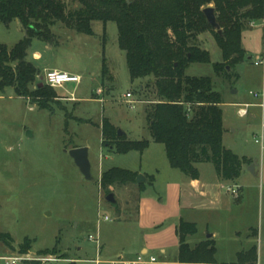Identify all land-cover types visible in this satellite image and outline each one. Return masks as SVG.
Instances as JSON below:
<instances>
[{"label":"rangeland","instance_id":"1","mask_svg":"<svg viewBox=\"0 0 264 264\" xmlns=\"http://www.w3.org/2000/svg\"><path fill=\"white\" fill-rule=\"evenodd\" d=\"M76 7V4H70V8ZM255 23L243 32L246 60L234 68L229 77L218 75L214 69V64L221 62L223 57L212 31L199 38L201 47L211 53L212 62L194 63L187 74L211 77L215 91L221 93L225 100L256 99L263 102V97H255V93L264 92V66L255 62L264 58V20ZM118 27L113 21L106 25L95 21L94 34L87 35L59 23L54 28L59 39L57 45L49 44L47 48L46 42L39 39H35L33 45L39 47L43 54L42 76L45 75V67L58 66L66 67L83 78L79 85L67 83L58 87L57 94L70 96L75 92L78 97L92 98L93 91L102 87L104 93L100 98L105 102L88 100L75 108L74 103L58 97L53 113L17 97L13 88H7L5 93L0 91V231L11 234L16 247L11 249L0 241V263L6 257L22 256L18 247L29 238L33 244L26 255L28 259L18 264H97V259L115 257L117 253L128 256L132 251L140 250L142 245L150 247V257L157 258L156 264L165 261L179 264L176 262H179L180 241L174 227L179 225L181 217L199 219L201 224L207 218L204 213H179L180 184L186 175L171 167L165 144L153 141L144 110L149 100L157 98L156 88L150 79L132 80L126 52L119 46ZM24 34L19 20H14L9 26L0 23L2 44L13 47ZM104 57L117 77L103 85L100 74ZM41 82L44 83L43 78ZM234 90L239 93L233 94ZM128 92L133 96L128 98ZM80 118L86 121H80ZM104 118L110 120L118 137L122 129L125 140H150L152 145L144 153H118L103 144ZM234 121L241 122V119L235 118ZM249 141L253 153L264 160L261 144L254 142L252 134ZM226 143L230 145L229 140ZM75 147L89 148L93 179L85 177L70 154ZM200 165L203 172L208 168L215 169L212 163ZM114 167L138 172V176L143 175L147 180L112 185L107 190L101 185V177ZM109 194H114L115 202L107 200ZM223 195L225 204L231 203L235 208L233 214L236 217L238 202L226 192ZM251 201L248 209L252 215L247 221H257L255 228L262 231V221L261 224L258 221L260 217L262 219L264 209L262 214L260 200L254 195ZM230 214L217 213L216 223ZM106 216L109 220H105ZM221 224L223 227L217 229H221L224 235L217 243V260L234 262L238 258L230 253L245 245L247 234L242 235L243 242L239 243L234 240L233 231H244V225L233 220L232 223ZM207 230L202 226L198 234L191 235L188 243L196 246L208 235ZM90 235L98 238L99 252L98 244L89 241ZM162 247H166L165 254ZM55 248L56 254L40 253ZM51 255L60 260L37 261ZM257 263L264 264V232L260 238ZM1 264L7 263L3 261Z\"/></svg>","mask_w":264,"mask_h":264},{"label":"trees","instance_id":"2","mask_svg":"<svg viewBox=\"0 0 264 264\" xmlns=\"http://www.w3.org/2000/svg\"><path fill=\"white\" fill-rule=\"evenodd\" d=\"M70 4H76V9L70 8ZM209 6L215 8L221 34L204 13ZM14 20L21 22L25 34L13 47L0 43L2 93L13 88L17 96L54 113L59 97L56 89L38 82L40 70L29 59L34 39L57 45L58 35L52 28L59 23L93 35L94 21L105 25L116 22L119 46L126 52L132 80L150 79L156 88L157 98L146 103L144 113L154 143L165 144L171 167L193 180L200 177L196 166L200 163H212L227 181H237L241 176L250 160L224 145L223 96L215 91L211 77L190 76L187 70L194 63L212 62L211 53L201 47L199 40L202 34L212 31L223 57L214 69L218 75L229 77L246 60L243 32L264 20V0H0V23L9 26ZM104 59L103 85L113 82L115 77ZM102 125L103 144L118 153H144L151 145L150 140L128 141L124 135L118 137L108 118H104ZM102 175L101 185L108 190L112 185L136 183L138 172L114 167ZM179 228L180 263H217L215 240L192 247L187 238L198 232V225L181 220ZM0 241L16 249L11 234L0 231ZM32 244V239L27 238L18 247L19 252L28 254ZM40 253L56 254L57 250ZM238 259L240 263L256 264L257 246L239 253Z\"/></svg>","mask_w":264,"mask_h":264},{"label":"crops","instance_id":"3","mask_svg":"<svg viewBox=\"0 0 264 264\" xmlns=\"http://www.w3.org/2000/svg\"><path fill=\"white\" fill-rule=\"evenodd\" d=\"M95 22V21H94ZM256 24V23H255ZM58 25L54 26L52 29L54 31V28ZM93 27V23H92ZM56 33V32H55ZM57 34V33H56ZM58 35V34H57ZM35 40V39H34ZM51 43L46 42L45 47H50ZM34 41L32 43L31 49L29 51V59L32 61L40 70V75L38 77V82L42 81V78L45 76L41 75V62L43 61V54L40 51L39 47H34ZM46 48V49H47ZM245 50L246 47L244 46ZM50 49V48H49ZM247 51V50H246ZM264 57V54H263ZM264 66V65H263ZM111 69V68H110ZM45 74L49 70H61V71H67L71 72L70 70L66 69V67H58V66H47L44 68ZM114 78H116L115 70L111 69ZM264 70V68H263ZM77 74V73H76ZM102 74V72H101ZM100 74V76H101ZM102 79V76H101ZM79 85V84H78ZM102 88V87H100ZM100 88L93 91V97H78L75 92H72L70 96H63L59 93V98L65 100L66 102H72L74 103L73 106L75 108L79 107L81 102L88 101V100H94V101H101L105 102V100L100 98V95H98L99 92H97ZM109 88H107L108 90ZM15 89H13V92ZM263 90H264V84H263ZM57 91V88H56ZM58 92V91H57ZM239 91L234 90L233 94H238ZM16 95V93H15ZM17 96V95H16ZM19 97V96H17ZM23 98V97H19ZM29 103H31L28 99H26ZM264 102V97L262 99ZM142 102H144L142 100ZM262 102L260 101H250L245 99H236L231 98V100H225L223 99V119H224V135H223V142L224 145L231 149L233 152H235L237 155H239L241 158H247L250 160L249 163L244 165L243 171L241 176L237 179V181H227L224 180L215 169L208 168L205 172L201 169V165L203 163L197 164V168L200 171V177L198 180H193L189 176L186 175V178L182 184H180V201H179V213H186V212H195L197 215H200L201 213L207 214V218L201 221L199 219H188L187 217H181V220H191L190 222H195L198 225V232H200V228L202 226H205L208 230V235L205 237V239L201 240L199 243L213 239L216 242V245L220 238L224 235V233L221 231V229H217L222 226V222L225 223H232L237 222L238 224H242L244 231L240 229H234L233 235L234 240L237 242H243L242 241V235L247 234L245 241L242 245V248L234 249L230 255L234 256L235 258H238L239 253L241 252H247L252 248L253 246H257V253L260 254V238L263 237V209H264V160H260L254 151L250 147L251 141H249V135H253V140L256 144H261V150L264 151V139L262 142H257V139L260 137L262 123H263V115H264V109L260 106ZM250 104L249 107V114L246 117H242L239 115L238 110L242 105ZM36 106V104L34 105ZM241 119V122L234 121V119ZM244 119V120H242ZM82 121H86L83 119H79ZM227 140L230 141V145H227ZM238 141V142H237ZM153 142H151L152 145ZM234 144V145H233ZM150 145V146H151ZM238 149V152L235 151V147ZM257 162L254 164V162ZM254 165L255 168L250 170L251 166ZM239 187L240 188V195L238 197L234 196L231 192L227 190L228 187ZM191 189V190H190ZM223 192H226L227 194L233 196L232 199L238 202V206H235L237 208V216L233 214V205L230 203L225 204L224 200L225 198L223 195ZM256 197V199L260 200V211L262 209V219L259 218V223L261 224L262 221V231L258 227L255 228L256 222L254 223H248L247 218H249L252 213L249 212V203L252 202L251 198ZM261 200H262V206H261ZM220 212H229V217H224L223 220L221 218L219 219V223H216L217 213ZM219 216V215H218ZM258 223V225H260ZM257 225V226H258ZM179 225L174 227L175 234L179 237ZM261 236V237H260ZM191 236L187 238V241L189 240ZM180 241V238H179ZM197 243L196 246L199 244ZM195 247V246H192ZM98 252H99V247ZM162 253H166V247H162ZM262 253V252H261ZM139 254H145L150 256V247L148 245H142L140 247V250H134L132 253H130L128 256L124 255L123 253H117L115 257L100 259L101 262L108 263V261L113 260L121 255L125 256L126 258H135ZM217 254H218V248H217ZM101 256H102V250H101ZM179 261V260H177ZM258 262V261H257ZM179 264H200V263H180ZM1 264V263H0ZM162 264H168L167 261L163 262ZM215 264H250L247 263H240L239 259H236L229 263H221L217 260V263ZM258 264V263H256Z\"/></svg>","mask_w":264,"mask_h":264},{"label":"built area","instance_id":"4","mask_svg":"<svg viewBox=\"0 0 264 264\" xmlns=\"http://www.w3.org/2000/svg\"><path fill=\"white\" fill-rule=\"evenodd\" d=\"M257 65H264V58L261 60H258L255 62ZM44 82L48 85H50L53 88L62 87L67 83H76L77 85L82 82V76L76 73H71L67 71H61V70H49L45 76L43 77ZM97 92H99V95H103L104 91L102 88H100ZM133 93L128 92L127 97H132ZM264 97L263 93H255V97ZM130 103H135V101H130ZM260 106L264 109V102L260 104ZM249 107L250 104H245L240 107L238 110V113L242 117H246L249 114ZM260 132V137L257 139V142H262L264 139V115H263V123L262 128ZM227 190L231 192L234 196L238 197L240 195V188L239 187H228ZM105 220H109V217L106 216ZM89 241L96 242L99 247V240L98 238L94 237L93 235L89 236ZM28 254H22V256H15V257H6L1 259V263L3 261H6L7 264H18L21 261L27 260ZM60 260L58 257H55L54 255H51L49 257L39 258L37 261H57ZM97 264L101 263L99 259L96 260ZM109 264H156L158 263V260L155 256H148L145 254H139L135 258H126L125 256L121 255L113 260L108 261Z\"/></svg>","mask_w":264,"mask_h":264},{"label":"water","instance_id":"5","mask_svg":"<svg viewBox=\"0 0 264 264\" xmlns=\"http://www.w3.org/2000/svg\"><path fill=\"white\" fill-rule=\"evenodd\" d=\"M204 13L208 19V22L210 23L211 26L216 28L219 33L221 34L223 30H221L219 23L217 22V17H216V11L213 6H209L204 9ZM119 136H123L125 133L121 130L118 132ZM70 154L72 157L75 159L76 164L79 166L80 170L82 173L87 177V179H93L92 175V165L91 161L89 159V148L87 147H75L70 150ZM257 163L256 161L254 164ZM255 168L254 165L251 166L250 170L253 171ZM147 177L143 175H139L137 178V183H141L142 181H146ZM107 200L110 202H115V196L114 194H109L107 196Z\"/></svg>","mask_w":264,"mask_h":264}]
</instances>
